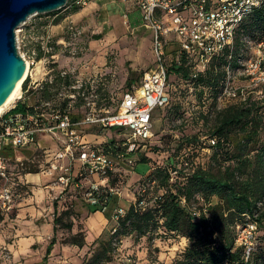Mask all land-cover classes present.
Wrapping results in <instances>:
<instances>
[{
  "label": "rangeland",
  "instance_id": "374dc122",
  "mask_svg": "<svg viewBox=\"0 0 264 264\" xmlns=\"http://www.w3.org/2000/svg\"><path fill=\"white\" fill-rule=\"evenodd\" d=\"M97 34H100L101 38L93 37ZM16 38L22 52L33 56L39 51L46 54L44 67L46 70L51 69L48 74L51 79L58 73L65 78L64 84L55 90L56 102L50 101L43 108L45 113H63L64 109H61L60 103L69 99L65 112L79 113L82 117L80 122L89 117L99 118L116 112L123 94L138 87L144 74L156 67L151 32L142 25L141 12L132 0H93L77 13H72L71 7H65L55 13L36 14L16 29ZM171 43L168 46V54L172 56H167L168 64L174 59ZM245 44L242 63L249 58L255 60L264 57V42L259 45L255 40L247 38ZM36 68L35 62L32 65V73L39 70ZM241 68V65L232 68L233 87L237 88L238 92L235 98L217 97L202 84L187 83L174 74L169 77L170 103L164 108L154 110L153 137L145 143L136 142L133 151L125 149V157H119L115 150H106L115 164L110 181L112 186L119 190V193L114 195L119 202L117 201L111 209L112 217L107 216L106 210L113 199L105 210L95 211V206L88 204L83 198L85 188L74 187V184L87 177V174L83 177L78 175L79 162L71 160L69 155L65 154L64 141L54 134H40L34 144L13 149V155L9 156L7 162L9 179L0 180V188L13 186V180L22 184L20 177L29 170L37 169L38 172L27 174V181L37 185L33 192L27 185L22 191L26 197L33 195L42 200L45 196L42 185L51 182L59 186V176L70 173L71 183L64 190L60 189L62 192L60 191L54 199L59 201L57 205L60 206V211L72 205L75 212L80 214V218L76 220V224L80 226L85 224L81 212L96 224L98 218H94V213H101L109 220L105 229V233H109L117 223L113 215L119 206L126 207L131 200L136 201L142 194L147 200H151L152 196L164 192L157 191L146 179L153 166L167 165L173 169L174 166L179 168L185 165L191 168L197 164H209L213 150L207 141L204 116L213 120L218 109L236 103L244 96H264L260 85H254L249 78L240 74ZM130 77L135 80L131 87L126 84ZM19 94L20 92L5 110L18 100ZM82 123L78 125V129L85 134L87 141L100 148L111 142L129 148L134 141L127 129L104 127L96 122ZM88 134L92 135L87 136ZM193 135H199V141L188 144L185 138ZM126 143L127 145H124ZM129 152L132 154L127 155ZM143 157L150 158L151 161L140 162ZM172 175L176 176V172H172ZM89 179L96 181L92 177ZM17 188L20 189L19 186ZM190 206L197 209L199 204L193 202ZM15 209L9 213H13ZM5 217L6 214L0 213L1 261H9L12 257L7 246L9 237H5L3 233L4 225L9 222ZM236 229L242 241L247 239L251 246L264 247V225L253 233L252 239H249V231L244 230L242 224ZM54 236L56 237V234L53 233ZM68 236L70 235L67 231L59 232L60 239ZM89 237L93 238V233H90ZM152 237V240L148 239V236L138 239L130 236L122 238V242L117 244L114 251L111 264H172L180 258L188 244L182 236L164 234L162 228ZM49 243L50 241L45 246V256ZM51 252L46 258L44 256V264H48ZM52 262L56 260L53 259Z\"/></svg>",
  "mask_w": 264,
  "mask_h": 264
},
{
  "label": "trees",
  "instance_id": "16d2710c",
  "mask_svg": "<svg viewBox=\"0 0 264 264\" xmlns=\"http://www.w3.org/2000/svg\"><path fill=\"white\" fill-rule=\"evenodd\" d=\"M65 7H68V3L63 8ZM81 8L72 6L71 12L77 13ZM93 37L98 39L101 35ZM247 38L257 43L264 42V0L259 8L239 24L233 44L213 56L204 69H196L197 58L188 54H181L179 59L174 56L171 64L166 62L168 95V79L174 74L187 83L202 84L213 91V95L220 97L227 79V69L240 65L239 60L242 59ZM172 43V51L175 53L177 45ZM28 79L29 77L22 84L24 91L27 89ZM64 79L58 73L51 80L45 81L41 88L32 90V93L40 101L56 102L55 90L64 84ZM134 81L130 77L126 84L131 87ZM68 103L69 99L60 103L64 112ZM43 108L44 106H27L26 103L17 102L2 118L18 113L44 114L43 122H47L48 115ZM70 116L73 122H79L82 118L79 113ZM204 117L207 124V141L213 150L209 164L207 166L197 164L191 168L185 165L179 168L174 166L173 169L167 165L153 166L146 179L157 191L164 192L152 196L151 200H147L142 194L136 201L124 207L125 215L109 233L104 231L92 242L90 254L83 258L81 264H111L114 260V251L117 244L122 242V238L130 236L138 239L148 236V239L152 240L154 238L152 236L158 234V229L161 228L164 234H176L188 241L180 258L172 264H264V247L252 246L247 253V246L237 241L239 231L236 229L240 224L245 228L253 223L256 230L264 225V96L247 95L236 103L218 109L213 120L208 116ZM199 138V135H193L187 136L185 140L190 144L199 141ZM103 148L105 151L115 150L117 154L127 149L113 142L105 144ZM0 153L8 162L9 156L13 155V149L4 146ZM131 154L132 152H129L127 155ZM150 161V158L143 157L140 162ZM30 172L38 170H29L27 173ZM81 172L78 166L77 173L83 177L84 174ZM172 172H176V176H173ZM86 176L98 179L96 176ZM22 177H20L22 184L13 180V186L8 185L17 201L26 197L22 190L29 187ZM0 180L4 179L0 176ZM88 183L79 187L85 188L82 193L84 199ZM113 188L116 187L112 186L109 175L103 190L108 193ZM57 202L54 214L55 232L67 231L70 236L62 238L63 243L84 247L85 224L84 226L76 224L80 214L75 212L72 205L58 211ZM193 202L199 204L197 209L191 208ZM94 210L98 208L95 207ZM245 219L248 220L244 221ZM55 242L54 236L50 240L46 256L51 252Z\"/></svg>",
  "mask_w": 264,
  "mask_h": 264
},
{
  "label": "built area",
  "instance_id": "2783aa9c",
  "mask_svg": "<svg viewBox=\"0 0 264 264\" xmlns=\"http://www.w3.org/2000/svg\"><path fill=\"white\" fill-rule=\"evenodd\" d=\"M93 0H68V7H85ZM142 15V25L153 32L152 51L156 67L146 72L138 87L123 94L116 112L95 118L89 117L83 121L73 122L69 113H52L43 122L44 114H15L7 118L3 115L11 107L0 114V149L10 146L17 150L34 144L39 134L50 133L62 138L65 144V154L71 160L79 162L81 174L96 176L98 181H89L85 191L86 201L100 210H105L112 196L119 193L117 188L109 192L103 190L111 172L115 171L113 159L104 148H100L87 141L85 134L78 125L89 122L100 123L104 127H118L130 131L134 138L129 146L133 151L136 142L150 140L153 133L152 114L155 109L162 108L169 103L167 93L166 62L168 46L176 43L174 56L179 59L181 54H188L197 58L196 69H204L213 56L221 52L234 42L236 29L243 19L259 8L263 0H132ZM260 42L259 45H262ZM28 74L32 75V65L35 56L21 51ZM242 70L240 74L249 78L256 86H264V57L255 60L249 58L245 62L239 60ZM233 71L227 69V79L220 97H237V88L233 87ZM24 80V81H25ZM263 88L261 89V92ZM22 87L17 99H22ZM245 97V96H244ZM243 97V98H244ZM82 123V124H83ZM213 142V141H212ZM214 143V142H213ZM124 145H127L124 144ZM119 157H125L120 151ZM0 176L7 180V161L0 153ZM64 190L72 181V175H61L58 178ZM62 192V190H61ZM17 200L8 186L0 188V213L8 214L16 206ZM125 208L118 207L113 218L118 221L125 215ZM249 239L256 231L255 224H248ZM238 243L247 246V253L251 249V242L242 241L240 235Z\"/></svg>",
  "mask_w": 264,
  "mask_h": 264
},
{
  "label": "crops",
  "instance_id": "0c3cea01",
  "mask_svg": "<svg viewBox=\"0 0 264 264\" xmlns=\"http://www.w3.org/2000/svg\"><path fill=\"white\" fill-rule=\"evenodd\" d=\"M150 32L153 38V32L151 30ZM45 60L46 54L39 51L35 56L37 64L36 69L39 70L33 72L29 77L27 89L25 91L22 89V99L17 100L11 107H14L17 102L26 103L27 106L35 105V107H45L49 104V102L40 101L39 98H35V95L32 93V90L41 88L45 81L51 80V75H48L51 69H45ZM38 101L40 103H36ZM89 135L92 134H88L87 136ZM39 136L40 134L37 136V140ZM27 174L28 173L23 175L22 179L29 185L33 192L34 187L37 185L27 181ZM89 180V177H85L80 183H75L74 187L79 188L84 186ZM42 186L45 194L42 200L33 197V195L24 197L16 202V209L13 213L6 214L5 220H9V222L4 225L3 233L5 237L7 235L9 237L7 246L11 250L12 257L9 261L0 260V264H44L45 246L53 237V233L56 234L57 242L54 245L50 258L47 260L48 264H81L83 258L87 254H90L92 242L98 238L108 226L109 220H107L103 214L94 213V218H98V223L96 224L95 221L94 223L93 221L91 222L92 219L90 220L88 217H84L81 212L85 223L86 245L80 248L75 245L63 243L62 239L59 238V231L55 232L54 229L55 202H57L54 199L58 197L62 187L51 182ZM58 187L59 189H57ZM115 197L116 196H114L111 205L106 210L107 212L105 211L107 216L110 215L112 217L111 211L113 210L111 209H113L118 201ZM132 201L133 200L130 202ZM57 209L60 211L59 205ZM90 233H93V238L89 237ZM53 259L56 260V262H52Z\"/></svg>",
  "mask_w": 264,
  "mask_h": 264
},
{
  "label": "water",
  "instance_id": "95a60500",
  "mask_svg": "<svg viewBox=\"0 0 264 264\" xmlns=\"http://www.w3.org/2000/svg\"><path fill=\"white\" fill-rule=\"evenodd\" d=\"M68 0H0V106L23 79L27 64L17 47L16 29L31 16L57 11Z\"/></svg>",
  "mask_w": 264,
  "mask_h": 264
},
{
  "label": "bare ground",
  "instance_id": "6f19581e",
  "mask_svg": "<svg viewBox=\"0 0 264 264\" xmlns=\"http://www.w3.org/2000/svg\"><path fill=\"white\" fill-rule=\"evenodd\" d=\"M27 74H28V68H27V70H26V72H25V75H24L23 79L27 76ZM22 81H23V80H21V81L17 84V86L14 88V90L12 91V93L10 94V96L8 97V99L6 100V102H5L2 106H0V114L5 110V108L7 107V105H8L12 100H14V99L16 98L17 94L20 92V88H21V85H22Z\"/></svg>",
  "mask_w": 264,
  "mask_h": 264
}]
</instances>
